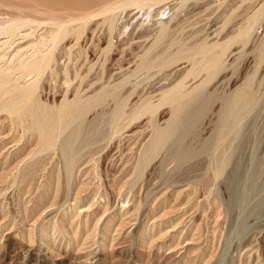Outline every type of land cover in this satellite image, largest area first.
<instances>
[{
  "label": "rangeland",
  "instance_id": "obj_1",
  "mask_svg": "<svg viewBox=\"0 0 264 264\" xmlns=\"http://www.w3.org/2000/svg\"><path fill=\"white\" fill-rule=\"evenodd\" d=\"M4 1L13 8L0 5L1 27L16 16L38 21L12 24L14 34L0 39L14 45L0 49L9 52L0 79L11 74L9 85L0 82V264H264V0H172L151 9L150 20V8L82 20L69 25L83 26L78 40L62 39L50 69L32 76L13 67L48 53L57 27L35 0ZM163 24L172 26L166 38ZM202 44L217 66L194 52ZM156 53L166 65L141 66ZM236 93L229 114L225 103ZM77 98L81 111L61 112ZM181 105L179 119L196 114L187 132L173 126ZM40 107L54 117L45 133ZM73 131L80 137L70 164L64 146ZM183 148L192 153L179 159Z\"/></svg>",
  "mask_w": 264,
  "mask_h": 264
},
{
  "label": "bare ground",
  "instance_id": "obj_2",
  "mask_svg": "<svg viewBox=\"0 0 264 264\" xmlns=\"http://www.w3.org/2000/svg\"><path fill=\"white\" fill-rule=\"evenodd\" d=\"M32 1V0H31ZM172 0H44V1H36L35 0V2H37V7L35 8L36 10H38L39 9V11H46V12H49L50 13V16L48 17L45 13H42V12H39L40 14H45L46 16L45 17H48L49 19H50V21L48 20V22H49V24L51 23V24H54L53 26H56L57 28H56V30H52V31H49V29H48V33L50 34V35H48L49 37H50V39H51V41H52V44L49 42V44H51V45H53L52 47H48L49 48V52L48 53H46V54H44V56L42 55V57L40 58V59H38V60H36V61H34V62H31L33 59H31V60H28V61H30L31 63H28V61H26L25 63H22V64H20V65H18L17 67H13V69L15 70V68H19V69H21L23 72H25V73H21V75L22 74H26L27 76L28 75H39L41 72H43V71H45L47 68L48 69H50L49 67H50V65H51V63H52V61H55V59L57 58V57H59V56H57L55 53H54V51H55V49H56V47L58 46V44L60 43V41L62 40V39H65L66 37H68L69 35H71L72 33H74L75 35H76V37H77V40H78V38L80 37L79 35H80V32L83 30V26L82 27H79V28H77V29H74L75 27H69V25H71V24H75L76 22H78L79 23V21L81 22L82 20H84V22L83 23H85L86 21L88 22V21H92V19L93 18H96V17H99V16H106L107 14H109L110 15V17H112V15H114L116 12H119V11H123V12H125L126 10H130V9H138V13L139 12H141V11H144V9L145 8H150V10L147 12V13H149V16H150V13L151 12H153V10H151V9H158V8H160V7H165V6H167L166 8H169L170 6V2H171ZM174 1V0H173ZM184 1V0H183ZM209 1V0H208ZM4 2V3H3ZM34 2V3H35ZM176 2V1H175ZM185 2V1H184ZM188 2V1H187ZM186 2V3H187ZM172 3V2H171ZM177 3H179V2H177ZM180 3H182L183 4V2L181 1ZM2 4V6L4 5L5 7H7L8 6V8H13V6L11 7V5L10 4H8V1H4V0H0V5ZM193 4V3H192ZM207 4V3H206ZM41 7H40V6ZM181 5V4H180ZM180 5H178L177 7H179ZM16 7H17V5H16ZM1 8V7H0ZM3 8V7H2ZM15 8V7H14ZM21 8V7H20ZM173 8V7H172ZM175 8H176V6H174V10H175ZM7 9V8H6ZM23 9V8H22ZM22 9H19V10H21V11H23ZM26 9V8H25ZM163 9V8H162ZM7 10H9L10 11V9H7ZM15 9H13V11H14ZM28 10V9H27ZM26 10V11H27ZM65 10H70V11H72V10H74V13H71V14H63L64 12L63 11H65ZM135 10V11H136ZM168 10V9H167ZM29 11H31V10H29ZM162 11V10H161ZM172 11V10H171ZM3 12V11H2ZM4 12H7V11H4ZM15 12H18V11H15ZM37 12V11H36ZM36 12H34L35 13V15H36ZM137 12V11H136ZM135 12V13H136ZM155 12H156V10H155ZM185 12H186V10H185ZM190 12V11H189ZM19 13H21V12H19ZM32 13H33V11H32ZM38 12H37V14H39ZM48 13V14H49ZM69 13V12H68ZM121 13V12H120ZM143 12H141V14H142ZM159 13H161V12H159ZM171 13V12H170ZM7 14V13H6ZM22 14V13H21ZM39 14V15H40ZM125 14V13H124ZM133 14H134V11H133ZM154 14H158L157 12L156 13H154ZM3 15V13L1 14V16ZM8 15V14H7ZM27 15V14H26ZM151 15H152V13H151ZM164 15V14H163ZM173 15V14H172ZM4 16H6V15H4ZM4 16H2V17H4ZM14 16V15H13ZM28 16V15H27ZM147 17V15H146V17H147V19L149 18V20H150V18H151V16L150 17ZM155 16L156 15H154V18H155ZM158 16V15H157ZM156 16V17H157ZM159 16H160V14H159ZM184 16V15H183ZM186 16V15H185ZM130 16L128 15V18H129ZM138 17V16H137ZM136 16H135V18H137ZM146 17H144V18H146ZM161 17H163V16H161ZM164 17H165V15H164ZM170 17H171V15H170ZM1 18V17H0ZM6 18H7V16H6ZM10 18V17H9ZM131 18H133V17H131ZM174 18V16L173 17H171V19H173ZM11 19H12V17L10 18V21H11ZM98 19V18H97ZM118 19H119V17H118ZM122 19H123V17H122ZM134 19V18H133ZM139 19V18H138ZM152 19V18H151ZM161 19V18H160ZM166 19H167V17L165 18V19H163V20H165L164 21V23L165 22H167L166 21ZM7 20V19H6ZM37 19H35V20H32L31 18H29V19H27L24 15L23 16H16L12 21H13V26L15 25V26H17V27H24V26H26L29 22H31V24H35L34 22L36 21ZM94 20V19H93ZM96 20V19H95ZM128 20V19H127ZM149 20H147L149 23H150V21ZM162 20V19H161ZM168 20V19H167ZM34 21V22H33ZM38 21V20H37ZM41 21V20H40ZM40 21H39V24L36 22V24H38V25H40ZM45 21V20H44ZM124 21V20H123ZM129 21V20H128ZM134 21V20H133ZM132 21V22H133ZM139 21V20H138ZM143 21V20H142ZM146 21V20H145ZM146 21V22H147ZM155 21V20H154ZM169 21V20H168ZM2 22H4V21H2ZM1 22V23H2ZM33 22V23H32ZM145 22V23H146ZM147 22V23H148ZM11 22H9V24H10ZM43 22H41V24H42ZM78 23H76V24H78ZM123 23V22H122ZM129 23V22H128ZM127 23V24H128ZM131 23V22H130ZM144 23V22H143ZM147 23L145 24V26L147 25ZM148 23V24H149ZM157 23V22H156ZM159 23V22H158ZM163 23V22H162ZM168 23V22H167ZM171 23V22H170ZM8 23H7V25L5 26L4 25V27L2 26L1 27V25H0V39H1V37H3V35H6V34H14L13 33V31L15 30V29H12V27L13 26H11V25H9ZM90 24V23H89ZM111 24V23H110ZM119 24V23H118ZM117 24V25H118ZM125 24H126V22H125ZM126 24V25H127ZM155 24V23H154ZM154 24L152 25V26H154ZM166 24V23H165ZM46 25H47V23H46ZM85 25V24H84ZM87 25V24H86ZM125 25V26H126ZM131 25H132V23H131ZM156 25V24H155ZM159 25V24H158ZM167 25V24H166ZM166 25L164 26V24L162 25V28H163V30H162V32H160V35H159V37L160 38H166V37H168V35L170 34H168V30H170L171 28L170 27H172V26H168L169 27V29L166 27ZM171 25V24H170ZM14 26V27H15ZM115 26V25H114ZM125 26H123V30H125ZM135 26V25H134ZM142 26H144V25H142ZM151 26V25H150ZM48 27V26H47ZM77 27V26H76ZM119 27H120V25H119ZM122 27V26H121ZM131 27V26H130ZM155 27V26H154ZM33 28V27H32ZM36 28V27H35ZM118 28V27H117ZM129 28V27H128ZM131 28H133V26L131 27ZM141 28V27H140ZM145 28V27H144ZM148 28H150V27H148ZM148 28H146V29H148ZM160 28V27H159ZM17 29V28H16ZM116 29V28H115ZM143 29V28H142ZM168 29V30H167ZM179 29V28H178ZM30 30V29H29ZM73 30V31H72ZM120 29H118L117 31H119ZM131 30V29H130ZM153 30H156V29H153ZM22 31V30H21ZM113 31H116V30H113ZM137 31H139V29L137 30ZM142 31V30H141ZM147 31H149V29L147 30ZM157 31V30H156ZM159 31V30H158ZM243 31V30H242ZM35 32V31H34ZM127 32V31H126ZM132 32H133V30H132ZM144 33H145V31H143ZM142 32V33H143ZM153 32V31H152ZM152 32H151V34H152ZM18 33V32H17ZM123 33V32H122ZM125 33V32H124ZM123 33V34H124ZM128 33V32H127ZM147 33H149V32H147ZM174 33V32H173ZM259 33V32H258ZM23 34V33H22ZM22 34H18V35H20L21 37H23L22 36ZM45 34H47V33H45ZM44 34V35H45ZM105 34H106V32H105ZM114 34V33H113ZM122 34V35H123ZM132 34H134V33H132ZM155 34H157V33H155ZM24 35V38H26L25 36H27V37H30L29 36V34H23ZM117 35V34H116ZM115 35V36H116ZM135 35V34H134ZM140 35V34H139ZM139 35H137V37L139 38V37H142V36H139ZM153 35V34H152ZM34 36V35H33ZM36 36V35H35ZM47 36V37H48ZM125 36V35H124ZM128 36V35H127ZM130 36V35H129ZM144 36V35H143ZM155 36V35H154ZM9 37V36H8ZM7 37V38H8ZM16 37H18V36H16ZM43 37V36H42ZM41 37V38H42ZM117 37H120V36H117ZM122 37V36H121ZM133 37V36H132ZM174 37V36H173ZM10 38H12V37H10ZM39 38V37H38ZM45 38H46V36H45ZM112 38V37H111ZM123 38V37H122ZM130 38V37H129ZM136 38V37H135ZM148 38H150V39H153V38H155V37H153V38H151V37H148ZM147 38V39H148ZM172 38V37H171ZM170 38V39H171ZM9 39V38H8ZM14 39H15V36H14ZM13 39V40H14ZM20 39V38H19ZM18 39V40H19ZM29 39V38H28ZM35 39V38H34ZM42 39H44V38H42ZM82 39V38H81ZM115 39V38H114ZM121 39V38H120ZM128 39V38H127ZM7 40V39H6ZM5 40V41H6ZM10 40V39H9ZM27 40V39H26ZM39 40V39H38ZM37 40V41H38ZM41 40V39H40ZM47 39H45V40H41L40 42L41 43H43L42 44V46L43 45H47V43H48V41L49 40H47V43H45V41H46ZM76 40V41H77ZM144 40H145V37H144ZM149 40V39H148ZM147 40V41H148ZM34 41V40H33ZM96 41H97V39H96ZM115 41V40H114ZM119 40H117V42H118ZM143 41V40H142ZM9 42V41H8ZM23 42V41H22ZM21 42V43H22ZM31 42V41H30ZM39 42V41H38ZM99 42V41H98ZM111 42H113V41H111ZM110 42V43H111ZM135 42V41H134ZM169 42V41H168ZM168 42H166V43H164V44H167ZM183 42V41H182ZM0 43L1 44H3V45H1L0 44V49L2 48V47H5V45H6V43L7 42H2L1 40H0ZM12 43L13 42H9V45H6V47H7V49H11V48H13L14 47V45H13V47L11 46L10 47V44L12 45ZM16 43V42H15ZM19 43H20V40H19ZM45 43V44H44ZM116 43V42H115ZM188 43V42H187ZM8 44V43H7ZM18 44V43H17ZM38 44V43H37ZM65 44V43H64ZM76 44V43H75ZM117 45H118V43H116ZM125 43H123V45H124ZM149 44H151V42L149 43ZM163 44V45H164ZM21 45V44H20ZM20 45H18V48L16 49V48H14V50H15V52H14V55L16 56H18V53H23V52H20L21 51V49H23L22 47L20 48ZM39 45V44H38ZM41 45V44H40ZM66 45V44H65ZM120 45H122V44H120ZM132 45V44H131ZM174 45V44H173ZM60 46V45H59ZM64 46V45H63ZM108 46V45H107ZM135 46V45H134ZM133 46V47H134ZM142 46V45H141ZM144 46V45H143ZM27 47V46H26ZM26 47L24 48V51H25V49H26ZM33 47V46H32ZM37 47V46H36ZM45 47V46H44ZM71 47H72V45H71ZM120 47V46H119ZM128 47V46H127ZM147 47V46H146ZM30 48V47H29ZM58 48V47H57ZM69 48V47H68ZM67 48V49H68ZM92 48V47H91ZM136 49H138L137 47H135ZM164 48V47H163ZM214 48V47H213ZM6 49V48H5ZM41 49V48H40ZM60 49H63V48H60ZM70 49V48H69ZM93 49V48H92ZM92 49H91V51H92ZM110 49V48H109ZM166 49V48H165ZM12 50V49H11ZM27 50V49H26ZM66 50V49H65ZM94 50V49H93ZM116 50V49H115ZM119 50H121V48L119 49ZM118 50V51H119ZM213 50L214 49H212L211 47H208V46H204L203 44H202V46H198V47H196L195 49H194V52H197V53H201L202 55H204L205 57L207 56V58H209V59H211L212 60V64L214 65V67L215 66H217L218 64H219V59H218V57L217 56H215L214 55V53H213ZM2 51V50H1ZM0 51V52H1ZM13 51V50H12ZM29 51V50H28ZM57 51V50H56ZM64 51V50H63ZM69 51H71V50H69ZM117 51V52H118ZM138 51V50H137ZM148 51V50H147ZM162 51V50H161ZM8 51H5V54L7 53ZM11 52V51H10ZM26 52V51H25ZM94 52V51H93ZM92 52V53H93ZM97 52V51H96ZM119 52H121V51H119ZM134 52H135V49H134ZM133 52V53H134ZM140 52V51H139ZM164 52V51H163ZM169 52V51H168ZM9 53V52H8ZM17 53V54H16ZM44 53H45V51H44ZM58 53V52H57ZM91 53V52H90ZM91 53V54H92ZM99 53V52H98ZM128 53V52H127ZM138 53V52H137ZM145 53V52H144ZM159 53V52H158ZM219 53V52H218ZM5 54L4 53H0V60H1V58L3 59V57L5 56ZM23 54H25V53H23ZM43 54V53H42ZM66 54H68V53H66ZM117 54V53H116ZM119 54V53H118ZM128 54H130V52L128 53ZM136 54V53H135ZM140 54V53H139ZM141 54H143V53H141ZM7 55V54H6ZM28 55H30V54H28ZM31 55H32V53H31ZM63 55H64V52H63ZM63 55L61 56V58L63 59ZM107 55V54H106ZM105 55V56H106ZM127 55V54H126ZM164 55H165V53H164ZM185 55V54H184ZM9 56V55H8ZM15 56L13 57H11V58H15ZM25 56V55H24ZM90 56H92V55H90ZM123 56V55H122ZM131 56V55H130ZM159 56H160V54H159ZM6 57V56H5ZM18 57H23V55L22 56H18ZM18 57H17V59H18ZM39 57H40V55H39ZM114 57V56H113ZM116 57V56H115ZM121 57V56H120ZM129 57V56H128ZM134 57H135V55H134ZM161 57V56H160ZM197 57V56H196ZM195 57V58H196ZM10 58V57H9ZM19 58V59H20ZM24 58V57H23ZM68 58V57H67ZM140 58V57H139ZM188 58V57H187ZM7 59V58H6ZM22 59V58H21ZM26 59V58H25ZM24 59V60H25ZM150 59V58H149ZM4 60V59H3ZM12 60V59H11ZM57 60H59V59H57ZM76 60V59H75ZM114 60V59H113ZM187 60V59H186ZM2 61V60H1ZM10 61V60H9ZM73 61V60H72ZM94 61V60H93ZM92 61V62H93ZM7 62V60L4 62V63H6ZM11 63H12V61H10ZM18 62H20V60L18 61ZM59 62V61H58ZM62 62V61H61ZM167 62H168V60L166 59V58H157V53H156V56L154 55V60H152V61H149V60H147V59H145L143 62H142V64H141V66L142 67H145V68H147V67H150L152 64L154 65H166L167 64ZM65 63V62H64ZM67 63V62H66ZM98 63V62H97ZM112 62H110L109 63V65L111 64ZM128 63V62H127ZM179 63V62H178ZM8 64V63H7ZM60 64V63H59ZM73 64V63H72ZM172 64H175V63H172ZM3 65V64H2ZM2 65H0V66H2ZM67 65V64H66ZM80 65V64H79ZM81 65H82V63H81ZM88 65V64H87ZM109 65L107 66V67H109ZM126 65H128V64H126ZM134 65H135V63H134ZM6 66V65H5ZM10 66V65H9ZM54 66V65H53ZM60 66V65H59ZM133 66V65H132ZM205 66V65H204ZM52 67V66H51ZM61 67V66H60ZM164 67V66H163ZM2 68V67H1ZM0 68V69H1ZM11 68V67H10ZM64 68V67H63ZM63 68H59V70L60 69H63ZM66 68V67H65ZM64 68V69H65ZM134 68V67H133ZM160 68V67H159ZM175 68V67H174ZM3 69H4V67H3ZM8 69V68H7ZM87 69V67L84 69V74H85V70ZM96 69H99V68H96ZM117 69V68H116ZM9 70V69H8ZM57 70H58V68H57ZM72 70V69H71ZM78 70V69H77ZM108 70V69H107ZM166 70V69H165ZM9 71H11V69L9 70ZM49 71V70H48ZM127 71V70H126ZM152 71H154V70H152ZM151 71V72H152ZM1 72V71H0ZM21 72V71H20ZM66 72V71H65ZM111 72V71H110ZM115 72V71H114ZM168 72V71H167ZM64 73V72H63ZM71 73H73V71H71ZM96 73V71L93 73L94 75H96L95 74ZM106 74H108V72H105ZM125 73V72H124ZM145 73H148V72H145ZM154 73V72H153ZM4 76H2V77H4V78H1L0 79V82H3L4 84H7V85H9L10 84V82H11V74H10V72H8V71H5L4 73ZM15 74V73H14ZM60 74H62V73H60ZM67 74V73H66ZM111 74V73H110ZM115 74V73H114ZM121 74H123V73H121ZM121 74H119V75H121ZM142 74V73H141ZM140 74V75H141ZM149 74H150V72H149ZM167 74V73H166ZM20 75V74H19ZM41 75V74H40ZM69 75H70V73H69ZM94 75H93V77H94ZM100 75H101V73H100ZM118 75V74H117ZM128 75H129V72H128ZM134 75V74H133ZM143 75H145L144 77L147 79L148 77H146V74H143ZM142 75V76H143ZM153 75V74H152ZM27 76H25V77H27ZM72 77H73V75H71ZM82 76V75H81ZM107 76H109V75H106V77ZM111 76V75H110ZM116 76V75H115ZM151 76V75H150ZM163 76V75H162ZM1 77V76H0ZM14 77V76H13ZM40 77V76H39ZM91 77H92V75H91ZM100 77V76H99ZM123 77V76H122ZM121 77V78H122ZM169 77V76H168ZM17 78H19V76L17 77ZM16 78V79H17ZM89 78V77H88ZM124 78V77H123ZM136 78V77H135ZM135 78H134V80H135ZM159 78V77H158ZM165 78H166V76H165ZM164 78V79H165ZM173 78V77H172ZM64 79V78H63ZM93 79V78H92ZM120 79V78H119ZM127 79V78H126ZM140 79V78H139ZM213 79V78H212ZM15 80V79H14ZM37 80H39V79H37ZM65 80V79H64ZM63 80V81H64ZM82 80H83V78H82ZM94 80V79H93ZM105 80H107V79H105ZM115 80V79H114ZM155 80V79H154ZM62 81V80H61ZM89 81V80H88ZM92 81V80H91ZM110 81V80H109ZM120 81V80H119ZM118 81V82H119ZM124 81V80H123ZM137 81V80H136ZM161 81H163V79L161 80ZM160 81V82H161ZM165 81V80H164ZM173 81V80H172ZM35 82H37V81H35ZM112 82H114V81H112ZM111 82V83H112ZM118 82H117V84H118ZM131 82H132V80H131ZM160 82H157V83H160ZM171 82V81H170ZM14 83H16V82H14ZM65 83H67V81L65 82ZM69 83V82H68ZM67 83V84H68ZM82 83V82H81ZM91 83V82H90ZM103 83H105V82H103ZM102 83V84H103ZM114 83H116V82H114ZM126 83H128V81L126 82ZM125 83V84H126ZM130 83V82H129ZM173 83V82H172ZM204 83V82H203ZM67 84H64V86L65 85H67ZM70 84V83H69ZM84 84V83H83ZM113 84V83H112ZM132 84V83H131ZM134 84V83H133ZM141 84V82L139 83V85ZM143 84V83H142ZM146 84H147V82H146ZM146 84H145V86H146ZM156 84V83H155ZM164 84V83H163ZM170 84V83H169ZM79 85V84H78ZM85 85V84H84ZM111 85V84H110ZM130 85V84H129ZM138 85V86H139ZM161 85V84H160ZM34 86H36V85H34ZM86 86V85H85ZM85 86H82V87H85ZM98 86H101V84L100 85H98ZM106 86H108V85H106ZM126 86H128V85H126ZM125 86V87H126ZM135 86V85H134ZM144 86V87H145ZM157 86V85H156ZM185 86V85H184ZM75 87H78V86H75ZM81 87V86H80ZM123 87H124V85H123ZM140 87V86H139ZM160 87H162V86H160ZM159 87V90H161V88ZM28 88V87H27ZM34 88V87H33ZM98 88H100V87H98ZM106 88V87H105ZM104 88V89H105ZM131 88V87H130ZM134 88H136V87H134ZM155 88V87H154ZM183 88V87H182ZM77 89V88H76ZM85 89V88H84ZM125 89V88H124ZM128 89V88H127ZM151 89H153V87L151 88ZM150 89V90H151ZM163 89V88H162ZM71 90V89H70ZM75 90V89H74ZM87 90V89H86ZM95 90H96V88H95ZM119 88H117L116 90H114V91H112L111 90V92H113V93H119ZM130 90V89H129ZM136 90V89H135ZM202 90V89H201ZM18 91V90H17ZM57 91V90H56ZM61 91V90H60ZM96 91H98V90H96ZM102 91V90H101ZM116 91H118V92H116ZM156 91V90H155ZM184 91V90H183ZM36 93H37V91H35ZM43 92V91H42ZM93 92V91H92ZM108 92L109 91H106V92H103L102 94H100V95H98L97 96V98H95L94 99V102H96V103H99V102H101V101H103L104 99H105V97L107 96V94H108ZM150 92V91H149ZM10 93V92H9ZM36 93H34V94H36ZM130 93V92H129ZM139 93V92H138ZM137 93V94H138ZM125 94H127V92L125 93ZM125 94L123 95V96H125ZM1 95V94H0ZM77 95V94H76ZM115 95H117V94H115ZM140 95V94H139ZM7 96V95H6ZM31 96V95H30ZM34 96V95H33ZM92 96V95H91ZM122 96V97H123ZM5 96H3V98H4ZM239 98V94L238 93H236L235 95H232L231 97H229V98H227V100H226V103H225V111L227 112V113H229L230 114V112H231V110H232V106H233V103H235L236 102V100ZM25 98H23V100H24ZM3 100V99H2ZM30 100V99H29ZM63 100V99H62ZM70 100V99H69ZM68 101V100H67ZM27 103V102H26ZM27 104H29V103H27ZM85 105V100L83 99V98H77V99H75V100H73V101H71V102H67V103H64V106L61 108V112L63 111L64 113H69V114H73V116H74V111H75V109L78 111H81L80 110V107L81 106H84ZM13 106V105H12ZM24 106V105H23ZM94 106H97V105H95L94 104ZM184 106L183 105H181L180 107H178L177 108V110H176V112H175V116H176V118H177V120L175 121V125H173V126H175L174 127V129H178V130H181L182 132L184 131V132H187L189 129H190V127L192 126V124H193V118L195 117V115L196 114H194V113H192V114H189L188 116L191 118V119H188V120H186V122H184L183 121V119L181 120V119H179V117L181 116V113L183 112V110H184V108H183ZM39 108V107H38ZM37 108V109H38ZM41 108V107H40ZM42 110V112H41V117L40 118H38V121H37V125H38V127L40 128V130H41V132L42 133H45L48 129H50V126L52 125V122H54V117L52 118L51 117V112L50 111H48L47 109H43V108H41ZM120 110H122V107H120L119 108ZM103 110V109H102ZM119 110V111H120ZM91 111V110H90ZM10 112V111H9ZM85 112V111H84ZM94 112H96L95 110H94ZM93 112V113H94ZM18 113V112H17ZM92 113V112H91ZM77 114H78V112L76 113V116H77ZM95 114V113H94ZM91 115V114H90ZM71 116V115H70ZM69 116V117H70ZM75 116V117H76ZM23 117V116H22ZM72 117V116H71ZM24 118V117H23ZM22 118V119H23ZM29 118V117H28ZM72 119H73V117H72ZM18 120V119H17ZM30 120V119H29ZM82 120V119H81ZM110 123V122H109ZM31 125V124H30ZM65 125V124H64ZM95 125V124H94ZM34 127H36V126H34ZM37 127V128H38ZM70 127V126H69ZM172 127V126H171ZM66 128H67V126H66ZM103 129V128H102ZM80 131V130H79ZM65 132V131H64ZM66 132H67V130H66ZM171 132V131H170ZM40 134V133H39ZM101 134H103V133H101ZM63 135H65L64 133H63ZM62 135V136H63ZM106 135V134H105ZM61 137V136H60ZM59 137V138H60ZM79 137H80V134H79V132H72V134L69 136V137H67V141H66V144H65V154H66V156L68 157V161H69V163L70 164H73V162H74V158L76 157V143H77V141H78V139H79ZM105 137V136H104ZM163 137H165V133H161L158 137H157V142L158 143H160L163 139ZM59 138H58V141H60L61 140V138H60V140H59ZM53 143V142H52ZM39 144H40V142H39ZM9 145V144H8ZM50 145V144H49ZM57 145H58V142H57ZM60 145V144H59ZM160 145V144H159ZM62 146V145H61ZM60 146V147H61ZM57 147V146H56ZM59 147V148H60ZM90 147V146H89ZM92 147V146H91ZM57 149V148H56ZM63 153V152H62ZM61 153V154H62ZM191 151H189V150H186V149H180V152L178 153V158L179 159H183V158H185V157H187V156H189V155H191ZM91 154V153H90ZM63 155V154H62ZM58 157H60L59 155H58ZM87 157V156H86ZM85 157V158H86ZM64 158V157H63ZM62 158V159H63ZM84 158V157H83ZM65 162H66V164H67V161L66 160H64ZM60 162V161H59ZM64 162V163H65ZM61 164H62V161H61ZM66 167H67V165H65ZM71 166V165H70ZM73 167V166H72ZM62 170H64V169H62ZM45 178V177H44ZM64 178V177H63ZM67 179V178H66ZM68 181V180H67ZM73 183V182H72ZM70 184V183H69ZM68 184V185H69ZM67 185V186H68ZM78 185V184H77ZM69 188V187H68ZM69 194V193H68ZM47 197V196H46ZM42 198V197H41ZM44 200V199H43ZM42 200V201H43ZM63 201V200H62ZM33 203V202H32ZM33 261V260H32ZM35 263V262H34ZM29 264V263H28Z\"/></svg>",
  "mask_w": 264,
  "mask_h": 264
}]
</instances>
